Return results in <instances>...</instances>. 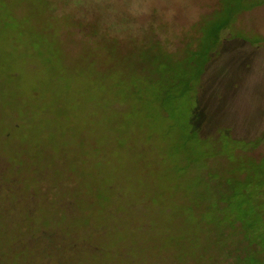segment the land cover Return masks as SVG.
I'll list each match as a JSON object with an SVG mask.
<instances>
[{"label":"rangeland","instance_id":"1","mask_svg":"<svg viewBox=\"0 0 264 264\" xmlns=\"http://www.w3.org/2000/svg\"><path fill=\"white\" fill-rule=\"evenodd\" d=\"M251 1L0 0V264H264Z\"/></svg>","mask_w":264,"mask_h":264},{"label":"trees","instance_id":"2","mask_svg":"<svg viewBox=\"0 0 264 264\" xmlns=\"http://www.w3.org/2000/svg\"><path fill=\"white\" fill-rule=\"evenodd\" d=\"M246 1L252 2L251 0H223L221 9L218 10V12L215 13L214 16L204 25L206 30H204L201 42L204 45L207 44L208 48L219 46L221 29L231 22L237 12L241 11L243 3ZM256 2H258V0H256ZM199 51H201L200 48L194 51V53ZM138 76V81H142L144 76L142 74H139ZM140 84H142V82Z\"/></svg>","mask_w":264,"mask_h":264},{"label":"water","instance_id":"3","mask_svg":"<svg viewBox=\"0 0 264 264\" xmlns=\"http://www.w3.org/2000/svg\"><path fill=\"white\" fill-rule=\"evenodd\" d=\"M224 28H225V27H224ZM224 28H223V29H224Z\"/></svg>","mask_w":264,"mask_h":264}]
</instances>
